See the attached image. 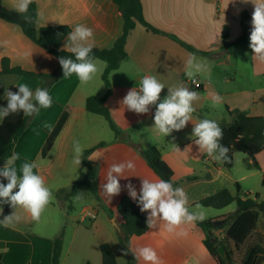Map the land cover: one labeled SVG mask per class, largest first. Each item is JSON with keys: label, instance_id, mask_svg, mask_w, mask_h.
I'll list each match as a JSON object with an SVG mask.
<instances>
[{"label": "crops", "instance_id": "0c3cea01", "mask_svg": "<svg viewBox=\"0 0 264 264\" xmlns=\"http://www.w3.org/2000/svg\"><path fill=\"white\" fill-rule=\"evenodd\" d=\"M32 2L36 3L38 8V29L68 26L73 30L78 24L85 25L94 31L93 48L100 50L112 48L123 35L125 21L114 0ZM253 2L264 0H142L147 22L166 34L178 37L196 52L187 50L167 35L154 34L144 26L137 25L127 39L126 60L110 74L113 92L105 102L113 121L123 132L119 137L115 136L103 116L90 113L86 109L88 98H103L106 94L102 75L107 64L96 60L101 71L91 82L78 84L68 102L71 109L67 110L69 118L65 126L44 155L43 148L50 139L49 133L44 146L34 159L38 173L45 178L54 196L46 209L49 218L60 217L54 228L55 232H33L31 225L34 221L23 209L17 211L24 219L10 227L23 234H35L53 240L62 231L64 219H74L80 227L88 220V225L92 228L89 231L100 238L98 249L100 250L104 243L110 244L120 264L116 246L121 244L119 234L123 219L117 207L123 196L130 197L127 189L123 187L129 181L139 192L140 177L161 179L149 167L141 153L153 147L161 151L163 160L172 169L177 187L184 188L187 193L190 210L196 211V205L201 200L222 190L228 189L235 195L237 185L241 187L242 193L259 194L261 200H264V151L256 157L258 168L250 167L253 161L246 154L237 152L234 154V167L228 170L223 162H218L200 151L199 146L194 143L195 137L192 138L193 124L201 119L232 123L233 118L228 115V111H241L252 117L264 116V63L256 60L252 49L246 43L228 46L243 34V13L248 12L252 20L255 7ZM0 3L17 12V0H0ZM251 29L252 24L250 33ZM66 46L67 38L60 48L66 51ZM189 54H194L207 66L206 71L195 76L203 82H209L203 91L192 89L188 83L190 78L185 74V61ZM4 59L9 61L12 68H20L37 75L53 74L59 66L56 56L30 40L19 26L0 18V71ZM145 75L155 76L165 85L161 99L167 95V88L179 86L199 94V99L193 104L195 112L192 114V121L184 129L173 131L171 135L164 137L153 127L154 106L150 108L149 113L138 115L121 105L120 101L130 89H139V82ZM20 83L27 84L33 91L39 87L49 92L52 86L51 82L45 79L17 74L2 75L0 107L7 106L5 89L17 92L16 85ZM212 93L222 97L221 103L213 105L210 95ZM3 120H0V123ZM75 141L80 142L84 152L92 150L89 156L99 153L101 157L88 159L98 170V198L88 189L81 187L78 192H83L85 206L78 216L72 217L68 211L74 209L76 203L72 200H76L77 195L71 199H60L58 192L69 189L85 178L84 164L81 162L78 167L73 163ZM174 145L180 151H177ZM126 160L134 161L135 170L125 172L129 177L120 180L122 191L107 202L101 194L100 184L104 182L111 164ZM5 163L6 161L0 168H3ZM0 182L5 184L7 180L0 177ZM2 206L3 210L5 207L9 208L7 215L13 212L10 205ZM234 209H237L236 204L220 210L205 207L202 210L206 215L205 220H216L231 214ZM84 210L95 212L96 218L92 221L85 220L82 218ZM263 226L264 220H261L259 229ZM182 227L187 232L186 236L168 233L162 226L149 229L143 236L132 237L130 248L134 252L138 247L151 246L156 250L162 264H217L204 244L206 235L203 229L197 223ZM216 234L221 235V232L217 231ZM72 244L75 249L74 241ZM80 246L86 247V242L81 241ZM62 256L63 254L61 264H64ZM88 261L90 260L84 264ZM92 263L102 264V255L97 263ZM135 264L144 262L136 259Z\"/></svg>", "mask_w": 264, "mask_h": 264}, {"label": "trees", "instance_id": "16d2710c", "mask_svg": "<svg viewBox=\"0 0 264 264\" xmlns=\"http://www.w3.org/2000/svg\"><path fill=\"white\" fill-rule=\"evenodd\" d=\"M114 1L119 6L125 21L124 32L112 48L104 50L93 48L92 55L95 60H102L107 64L102 75L106 94L103 98L94 96L88 98L86 109L90 113L103 116L115 136L119 137L123 132L113 121L105 102L113 92L110 74L126 60L127 39L137 25L144 26L154 34L167 35L191 52H196V50L178 37L166 34L147 22L144 17L142 0ZM24 15L30 17V21H26ZM0 18L19 26L30 40L51 52L57 60L59 57L74 59L73 54L60 48L68 33L72 31L71 28L59 26L38 29L36 3H31L26 14L13 12L0 3ZM250 24L251 17L248 12H244L242 15L243 34L236 42L228 46H236L241 43L250 45ZM7 74L45 79L52 85L49 93L53 98V103L50 108L41 109L39 116L34 117H25L23 113L10 114L0 123V167L13 152L20 155V160L17 161L19 167L22 162H34L36 155L44 146L50 133L43 127L45 122L54 126L50 139L46 147L43 148V154L47 153L49 146L60 134L69 118L67 110L71 109V106L68 105V102L80 81L75 75L68 79L63 78L60 64L53 74L37 75L20 68H12L9 61L4 59L0 76ZM228 115L233 118L232 123L225 121L218 123L223 130L221 144L229 148L230 162H223V164L228 170L232 169L235 163L234 154L238 152L246 154L253 161L249 165L250 167L258 168L256 157L264 151V116L252 117L241 111H228ZM91 151H85L82 157V163L86 169L84 180L73 184L69 189L60 190L58 192L60 199L75 197L81 187L88 189L98 198V170L88 160ZM141 153L149 167L161 179L170 181L174 187H177L173 179L174 173L163 160L162 153L158 148L153 147L143 150ZM34 171L38 172V169L36 168ZM199 204L205 208L217 210L236 204V207L240 209L235 216L228 214L216 219H229L219 227L213 226L214 220L196 222L205 232L204 244L217 264H227L218 253V248L221 246L225 248L230 264H264V226L261 230L259 229L260 221L264 220V200H261L259 194L242 193L241 187L237 185L235 195L225 189L204 198ZM8 211L9 208L5 207L3 215H7ZM117 211L123 219L119 240L127 249V264H135L136 258L130 248V240L134 236H143L149 231L146 223L148 213H142L138 203L128 196L121 198ZM2 218L3 216H0V219ZM209 230H212L213 237L208 234ZM217 231H220L221 235H217ZM63 243L64 231L51 240L35 234H23L11 227L0 226V264H61ZM100 251L102 264H118L116 254L110 244H102ZM86 264L93 263L89 261Z\"/></svg>", "mask_w": 264, "mask_h": 264}, {"label": "clouds", "instance_id": "9594fccd", "mask_svg": "<svg viewBox=\"0 0 264 264\" xmlns=\"http://www.w3.org/2000/svg\"><path fill=\"white\" fill-rule=\"evenodd\" d=\"M247 2V0H245ZM32 0H17L15 10L19 14H26ZM255 7L252 13V29L250 33V48L254 57L260 63H264V2H253ZM26 21L30 17L24 15ZM60 35V34H58ZM94 31L92 28L78 24L67 35L66 51L74 55L71 57H59L62 67L63 78L68 79L75 75L81 84L91 82L101 71L92 55ZM207 70L203 60L194 54H189L185 61V74L192 79L197 74ZM140 87L130 89L120 101L127 110L138 115L147 114L152 106L154 112V128L159 134L166 137L173 131L184 129L192 121L195 108L193 104L199 99V94L189 90L187 87L179 86L167 88L168 93L161 99L162 90L165 85L155 76L145 75L140 80ZM17 92L8 88L4 91L7 100L6 107H0V120L7 118L10 114L23 113L25 117L39 116L41 109L52 106L53 98L44 88L30 89L27 84L16 85ZM213 105L221 103L219 94H210ZM43 127L51 133L53 125L45 122ZM199 146V150L205 152L209 157L218 162H230L228 157L229 148L221 144L223 130L219 124L211 119H201L193 124L192 138ZM175 146V145H174ZM176 150L180 151L177 146ZM73 163L78 167L81 165L84 148L79 141L73 144ZM101 157L99 153L89 156V160ZM20 155L13 152L7 159L3 168H0V177L7 180V184L0 182V205L8 204L13 209L10 215H3V207L0 206V226L10 227L20 223L24 217L18 214V209L26 211L31 219L38 222L47 206L54 199L52 190L47 186L45 178L34 169V162H22L19 167L17 161ZM135 163L126 160L111 164L104 182L100 184L101 194L107 202L119 195L122 191L121 179H128L126 171H134ZM86 171V170H85ZM141 186L137 192L135 185L130 181L123 187L127 189L130 198L138 203L142 213H148L147 227L149 229L162 226L168 233L178 236H186L187 232L183 225L203 222L206 215L202 206L197 204L196 211L190 210L189 198L184 188L174 187L170 181L163 179H148L140 177ZM83 192H78L75 197L82 199ZM179 229V231H178ZM127 255V252H124ZM137 260L144 264H162L156 250L151 246H141L133 252Z\"/></svg>", "mask_w": 264, "mask_h": 264}, {"label": "rangeland", "instance_id": "374dc122", "mask_svg": "<svg viewBox=\"0 0 264 264\" xmlns=\"http://www.w3.org/2000/svg\"><path fill=\"white\" fill-rule=\"evenodd\" d=\"M72 201H75L76 205L74 209L68 211V214L72 217H76L85 206V201H83V199H76ZM202 209H204V207ZM235 210L236 209H234L231 214ZM41 218L42 219H40L38 222L34 221L32 223L31 228L33 232L36 231L41 234H53L55 232L54 228L56 227V223L60 221V217L52 216L49 218V214L46 209ZM64 221L65 222L62 223V231H64V248L62 253V260L64 264H84L87 260L97 263L98 259L101 258V252L97 246V244L100 242V238H98L93 232H90L92 228L90 227V225H88V220L86 222H83L81 224V227L79 226V223L74 219H64ZM24 228L26 229L28 227ZM72 241H74L75 243V249L72 248ZM81 241L86 242V247L82 248L80 246ZM116 251L119 257L120 264H127V255L124 254V252H127V249L123 245L118 244V246H116Z\"/></svg>", "mask_w": 264, "mask_h": 264}, {"label": "built area", "instance_id": "2783aa9c", "mask_svg": "<svg viewBox=\"0 0 264 264\" xmlns=\"http://www.w3.org/2000/svg\"><path fill=\"white\" fill-rule=\"evenodd\" d=\"M188 83L192 87V89L197 91H203L207 85H209V82H203L198 77H194L192 79H188ZM82 218L89 219L90 221L94 220L96 218V213L89 210H84L82 212Z\"/></svg>", "mask_w": 264, "mask_h": 264}, {"label": "water", "instance_id": "95a60500", "mask_svg": "<svg viewBox=\"0 0 264 264\" xmlns=\"http://www.w3.org/2000/svg\"><path fill=\"white\" fill-rule=\"evenodd\" d=\"M239 208H237L233 213H232V216H235L238 212H239ZM229 221V219H226V220H214L213 221V226L214 227H219V226H221V225H223V224H225L226 222H228ZM208 234L211 236V237H213V232H212V230H209L208 231ZM213 241H214V239H213ZM218 253H219V255L225 260V262L227 263V264H230V260L228 259V256H227V254H226V251H225V248L224 247H219L218 248Z\"/></svg>", "mask_w": 264, "mask_h": 264}]
</instances>
